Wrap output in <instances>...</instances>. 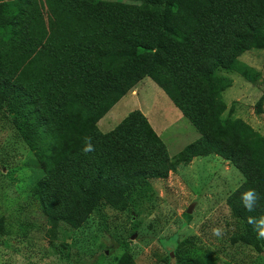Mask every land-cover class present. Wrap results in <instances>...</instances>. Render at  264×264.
<instances>
[{
	"label": "trees",
	"instance_id": "16d2710c",
	"mask_svg": "<svg viewBox=\"0 0 264 264\" xmlns=\"http://www.w3.org/2000/svg\"><path fill=\"white\" fill-rule=\"evenodd\" d=\"M100 2L0 0V113L28 123L38 147L45 172L31 190L38 210L53 232L80 227L104 206L132 211L154 179L216 154L244 176L228 198L238 223L231 244L264 251L248 223L264 216V135L232 110L224 116L223 92L234 81L220 73L255 82L239 57L264 49V0H143L120 14L85 7ZM145 78L201 134L174 159L139 109L110 132L98 128ZM263 112L264 94L256 103ZM88 137L95 150L85 154ZM249 189L261 197L253 212L241 202Z\"/></svg>",
	"mask_w": 264,
	"mask_h": 264
},
{
	"label": "rangeland",
	"instance_id": "374dc122",
	"mask_svg": "<svg viewBox=\"0 0 264 264\" xmlns=\"http://www.w3.org/2000/svg\"><path fill=\"white\" fill-rule=\"evenodd\" d=\"M90 11L115 14L143 0H100ZM239 61L254 77L220 71L234 81L223 92L232 110L264 135V112L256 103L264 94V49L245 52ZM141 110L165 142L173 159L201 134L151 79L145 78L99 122L106 133L133 110ZM106 126V127H105ZM28 123L0 113V264H264V251L231 244L238 223L229 196L244 182L229 161L211 154L181 163L165 179H154L149 198L134 210L104 206L80 227L62 224L57 232L38 210L33 186L45 175L38 147L28 138ZM191 207V212L189 209ZM213 229H220L219 235ZM170 256V257H169Z\"/></svg>",
	"mask_w": 264,
	"mask_h": 264
},
{
	"label": "clouds",
	"instance_id": "9594fccd",
	"mask_svg": "<svg viewBox=\"0 0 264 264\" xmlns=\"http://www.w3.org/2000/svg\"><path fill=\"white\" fill-rule=\"evenodd\" d=\"M91 138H86V146L84 153L93 152L95 150L94 145L90 142ZM261 197L255 189H249L241 194V202L245 210L249 212L255 211L258 202ZM248 223L253 226V230L256 233L257 240H264V216L260 217H248ZM214 233L219 235L220 229H213Z\"/></svg>",
	"mask_w": 264,
	"mask_h": 264
},
{
	"label": "crops",
	"instance_id": "0c3cea01",
	"mask_svg": "<svg viewBox=\"0 0 264 264\" xmlns=\"http://www.w3.org/2000/svg\"><path fill=\"white\" fill-rule=\"evenodd\" d=\"M106 127V126H105ZM110 132V131H109ZM261 132V131H260ZM107 133V132H106ZM159 134V133H158ZM159 136H161V134H159ZM162 137V136H161Z\"/></svg>",
	"mask_w": 264,
	"mask_h": 264
},
{
	"label": "water",
	"instance_id": "95a60500",
	"mask_svg": "<svg viewBox=\"0 0 264 264\" xmlns=\"http://www.w3.org/2000/svg\"><path fill=\"white\" fill-rule=\"evenodd\" d=\"M189 212H191V207H190V209H189Z\"/></svg>",
	"mask_w": 264,
	"mask_h": 264
}]
</instances>
